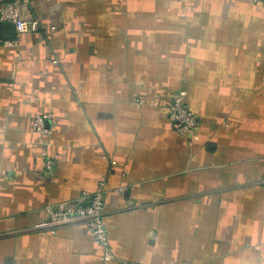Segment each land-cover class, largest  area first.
Masks as SVG:
<instances>
[{"label":"crops","instance_id":"0c3cea01","mask_svg":"<svg viewBox=\"0 0 264 264\" xmlns=\"http://www.w3.org/2000/svg\"><path fill=\"white\" fill-rule=\"evenodd\" d=\"M5 4L39 28L0 22V264H264V0ZM101 179L112 260L80 224L33 230Z\"/></svg>","mask_w":264,"mask_h":264},{"label":"built area","instance_id":"2783aa9c","mask_svg":"<svg viewBox=\"0 0 264 264\" xmlns=\"http://www.w3.org/2000/svg\"><path fill=\"white\" fill-rule=\"evenodd\" d=\"M257 2L258 0H250ZM0 22L9 23L13 26L16 34H25L38 31L37 19L25 20L21 16L20 8L14 4L0 5ZM8 43V42H7ZM183 93L175 95L167 105L168 121L174 132L183 139L193 136L198 127L197 116L187 108L182 100ZM51 120L48 114L37 115L32 119L33 132L46 135L49 131L45 123ZM54 162L47 158L44 169L51 172ZM106 192V180L101 179L94 190L84 191L74 199L60 202L46 210V219L33 227L36 231H49L54 233L60 228L80 224L103 250V261L112 260L109 250L108 236L104 224V197Z\"/></svg>","mask_w":264,"mask_h":264}]
</instances>
